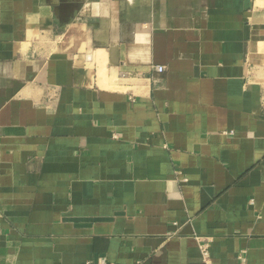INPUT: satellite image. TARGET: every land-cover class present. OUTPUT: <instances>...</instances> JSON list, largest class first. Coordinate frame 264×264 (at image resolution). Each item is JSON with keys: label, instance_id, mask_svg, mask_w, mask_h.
Masks as SVG:
<instances>
[{"label": "crops", "instance_id": "crops-1", "mask_svg": "<svg viewBox=\"0 0 264 264\" xmlns=\"http://www.w3.org/2000/svg\"><path fill=\"white\" fill-rule=\"evenodd\" d=\"M203 239L264 264V0H0V264Z\"/></svg>", "mask_w": 264, "mask_h": 264}, {"label": "built area", "instance_id": "built-area-1", "mask_svg": "<svg viewBox=\"0 0 264 264\" xmlns=\"http://www.w3.org/2000/svg\"><path fill=\"white\" fill-rule=\"evenodd\" d=\"M154 68L158 72H163L164 71V67L163 66H156ZM211 244H212V242L209 239L200 240L199 247H200L201 255H202V264H218V263H215L212 260ZM228 264H247V262H246V251H241L239 253V255L237 257V262L228 263Z\"/></svg>", "mask_w": 264, "mask_h": 264}]
</instances>
